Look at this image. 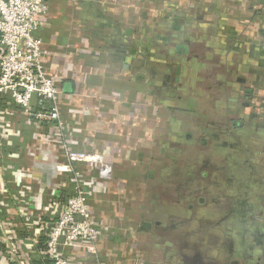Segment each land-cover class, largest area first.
Returning a JSON list of instances; mask_svg holds the SVG:
<instances>
[{
	"label": "crops",
	"instance_id": "1",
	"mask_svg": "<svg viewBox=\"0 0 264 264\" xmlns=\"http://www.w3.org/2000/svg\"><path fill=\"white\" fill-rule=\"evenodd\" d=\"M48 5L47 15L40 18L38 35L48 54L49 73L54 77L61 75L62 85L70 84L63 113L73 133V147L103 151L117 178L116 182L101 186L95 184L96 175L85 177L93 181L89 183L87 205L102 229L101 252L106 251L109 264H141L143 258H128L132 253H125L127 249L121 244L129 226L128 211L116 203L123 197L124 203L128 201L131 191L122 192L125 184L131 189L137 183L136 162L146 138L140 112H146V105H142L143 95L137 90L140 87H135L141 79L140 75L135 78L130 74L133 68L129 60L145 59L144 56L154 53V44L179 42L193 51L192 60L198 59L199 55L191 48L194 43L202 48L201 57L205 61L215 60L220 53L217 60L226 56L223 61L235 67L237 86L242 92L251 89L255 97L264 90V0H121L120 5L117 0H50ZM5 107L8 123L19 129L21 135H14L12 146L0 148V160L22 167V177L17 181L21 192L37 196V201L30 212L26 204H18L20 195L14 198L12 193L19 187L10 179L7 184L10 192H0L1 216L21 238L42 241L46 227L39 230L41 227L32 221L49 223L54 214L48 203L50 191L45 195L51 186L43 184L44 180L37 175L51 173L53 169L48 158V162L40 161V155L34 161L28 153L35 137L34 127L17 126L20 121L17 108L8 102ZM42 129L48 133L47 127ZM38 147L40 154L45 152L43 157L52 149L47 139L39 142ZM51 154L55 161L63 159L58 150ZM79 168L83 170L84 166ZM69 189L67 183L62 184L65 197ZM20 197L28 201L26 195Z\"/></svg>",
	"mask_w": 264,
	"mask_h": 264
},
{
	"label": "rangeland",
	"instance_id": "2",
	"mask_svg": "<svg viewBox=\"0 0 264 264\" xmlns=\"http://www.w3.org/2000/svg\"><path fill=\"white\" fill-rule=\"evenodd\" d=\"M120 1L117 0L119 5ZM191 48L200 58L187 62L183 56L179 85L172 79L173 72L165 69V62L168 63L162 58L165 54L155 52L151 53L154 56H144L147 65L143 69L139 68L142 59L129 60L133 68L130 74L135 78L140 75L141 79L135 87H140L137 90H141V102L146 105V112L140 111L146 138L136 162L139 167L137 186L132 185L127 197L128 201L132 200L124 203L129 226L121 244L127 249L125 253H132L128 258L140 255L154 264H181L178 263L181 256H176L179 248L174 238L159 242L153 232H146L140 226L150 221L152 212L159 215L157 220L162 223L169 217H179V220L184 215L189 216L192 212L187 207L190 202L186 201L190 198L194 202L201 198L204 202L196 207L194 216L214 223L195 234L190 221L182 226L181 231L189 233L188 239L194 237L192 243L199 239L207 242L214 232L219 234L227 227H222L221 218L231 206L229 196L237 192L250 202H259L260 215L264 216V90L255 97L243 96L240 85L234 80L235 67L223 61L226 56L225 59L219 56L221 60H217L216 56L221 53H216L215 60L208 62L202 59L200 46L193 43ZM200 64H204L203 69ZM223 65L225 68L221 69ZM150 68L153 73L148 71ZM165 71L171 74V79L164 86L162 73ZM244 98L251 103L250 108L240 105L245 102ZM250 111L256 118L249 117ZM225 115L229 119H223ZM235 118L246 122L245 131L230 127ZM188 133L190 139L185 137ZM222 143L231 144V147L222 148ZM235 162H239L237 167ZM202 173L208 175L202 178ZM249 176L256 183L254 181L252 192L245 196L243 181ZM230 177L233 180L230 181ZM260 196L263 197L261 202ZM259 223L264 225V220L260 219Z\"/></svg>",
	"mask_w": 264,
	"mask_h": 264
},
{
	"label": "built area",
	"instance_id": "3",
	"mask_svg": "<svg viewBox=\"0 0 264 264\" xmlns=\"http://www.w3.org/2000/svg\"><path fill=\"white\" fill-rule=\"evenodd\" d=\"M50 0H0V148L12 146L14 135H21L19 129L9 124V113L5 103L17 108L21 124L35 130V137L28 147L33 160L47 161L53 172L48 173L51 194L49 207L54 218L49 223L34 220L42 230L44 239L34 241L23 239L18 231L9 225L1 216L0 207V264H109L105 259L106 251L101 252L102 229L93 218L87 205V180L91 173L96 175V185H108L116 182L115 170L103 151L76 149L73 147L67 120L64 117L66 92L63 91L62 76L54 77L49 73L48 54L44 49L38 32L40 18L47 15ZM22 120V122H21ZM47 127L48 133H43ZM50 141L52 149L43 157L38 143ZM58 150L61 161L53 160L51 152ZM51 156V158L49 157ZM38 156V157H37ZM52 160V161H51ZM18 165V164H17ZM83 165L84 169L79 166ZM22 167L0 160V192H10L7 184L10 179L16 183L22 176ZM28 171V169H25ZM36 177L35 172L29 173ZM38 173V177H42ZM60 177L59 181H56ZM40 183L41 180L37 179ZM121 182V181H120ZM70 186L68 196L62 192V184ZM122 183V182H121ZM46 184V183H43ZM15 189L18 194L26 195L28 212L34 208L37 196L21 192V186ZM125 184L123 193L131 191ZM44 189V186L41 185ZM12 192V191H11ZM127 196V195H126ZM25 197V198H26ZM124 197L117 200L119 208L126 209ZM0 205H3L0 202ZM126 211V210H125ZM43 225V227H42ZM142 258V256H136ZM135 258V257H134ZM139 262L144 264L143 259Z\"/></svg>",
	"mask_w": 264,
	"mask_h": 264
},
{
	"label": "flooded vegetation",
	"instance_id": "4",
	"mask_svg": "<svg viewBox=\"0 0 264 264\" xmlns=\"http://www.w3.org/2000/svg\"><path fill=\"white\" fill-rule=\"evenodd\" d=\"M179 43L185 44L183 42ZM176 44H154V53L158 52L165 54V56L161 57L168 61V63L165 62V69L173 72L172 79L174 80V83H178L180 77L182 76V71L184 68V62L182 61L183 56L186 57L187 62H191V56L194 55L193 51L190 50V47L188 48V46L187 52L182 53L181 50L180 53H177L175 49ZM151 56H154V54H151ZM146 58L148 57L146 56ZM140 65L145 67L147 62L143 60L140 62ZM188 65H190V63ZM178 67L179 78L176 81L175 77L177 75L176 71ZM148 71L150 73L152 71L153 73V68H150ZM154 73L156 75V71ZM162 75L163 85L165 86L168 80L171 79V74L165 71L162 73ZM234 80L238 81L236 77ZM243 91V96L252 97L253 92L251 89H245ZM240 105H242L244 108L251 107V103H248L247 101L241 102ZM261 105H263V103ZM169 108L172 109L171 107ZM249 117L252 119L256 118V114L253 113V111H250ZM223 119L229 118H227L225 115ZM246 126V122L242 119L235 118L230 122V127L234 129L245 131L247 128ZM216 136L217 135H214L215 139L217 138ZM185 137L186 139H190L191 134L188 133L185 135ZM235 138L238 140V137ZM202 143L204 144L205 141L202 140ZM221 146L222 148L231 147V144L222 143ZM234 164L237 167L239 162H235ZM234 170L237 171V173L242 172L238 168H235ZM207 175L208 173H202L201 177L205 178ZM229 180L231 181L233 179L230 177ZM254 181L255 179H252L251 176L244 179L243 187L246 188L244 193L245 196H248V193L252 192L251 185L254 184ZM254 188H257V186ZM237 195H240L241 197H238ZM237 195L234 194L229 196L231 206L226 209V215L221 218L222 227H227L222 229L223 233L221 232L218 234V232H214L207 242L203 243L201 242V239L197 237L200 241L197 243H192L195 240L194 237L188 239L187 235L189 233L186 234L185 230L181 231V227L188 225L189 221L192 224V229L194 232L193 234H195V232H201V230L204 228L209 227V224H214L211 223L210 220L197 218L196 215L194 216V213L197 214V211L195 210L196 207L199 205H204V202H202L203 200L201 198H199L196 202H194L192 198L186 201L190 202L187 204L188 209L190 212H192L188 213L189 216L184 215L179 220V217H175L176 220L169 217L162 223L157 220L159 215L152 212L150 214V221L142 222L140 228H143L146 232H153L152 235L155 237V239L158 238L159 242L174 238L175 246H178L179 248V251L176 252V256H181V260H178V263L181 264H264V225H260L259 223L260 219L264 220V216L260 215V203L250 202L247 198L242 196L243 194L241 195L239 192H237ZM262 198L263 197L260 196V202ZM248 219L250 220L249 224L247 223ZM144 223L150 225L143 226ZM230 224L232 226H230ZM178 231L182 233L180 234ZM169 235H172V237L169 238Z\"/></svg>",
	"mask_w": 264,
	"mask_h": 264
},
{
	"label": "water",
	"instance_id": "5",
	"mask_svg": "<svg viewBox=\"0 0 264 264\" xmlns=\"http://www.w3.org/2000/svg\"><path fill=\"white\" fill-rule=\"evenodd\" d=\"M175 49H176V52H177V53H180L181 50H182V53H183V52L185 53V52H187V45H185V44H181V43H178V44H176ZM176 73H177V75H176V77H175V80L177 81L178 78H179V67L177 68ZM242 80H243V79H242ZM238 81H239V79H238ZM63 91H65V92H70V84H69V83H65V84L63 85ZM42 174H43V173H42ZM49 176H50V175H48V174H43V175H42V179L44 180V183H48ZM149 225H150V224H147V223H144V224H143V226H149ZM141 229H143V228H141ZM143 230H144V229H143Z\"/></svg>",
	"mask_w": 264,
	"mask_h": 264
},
{
	"label": "trees",
	"instance_id": "6",
	"mask_svg": "<svg viewBox=\"0 0 264 264\" xmlns=\"http://www.w3.org/2000/svg\"><path fill=\"white\" fill-rule=\"evenodd\" d=\"M68 195H66V197H67Z\"/></svg>",
	"mask_w": 264,
	"mask_h": 264
}]
</instances>
